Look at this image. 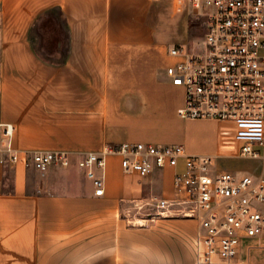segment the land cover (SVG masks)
<instances>
[{
  "label": "crops",
  "instance_id": "0c3cea01",
  "mask_svg": "<svg viewBox=\"0 0 264 264\" xmlns=\"http://www.w3.org/2000/svg\"><path fill=\"white\" fill-rule=\"evenodd\" d=\"M2 1L0 122L15 126L18 151H66L72 165L44 174L20 163L0 169V264H196L198 220L164 216L150 228L129 226L122 208L137 190L136 174L110 157L105 193L96 196L77 161L126 142L236 155L261 133L260 125L180 114L185 90L167 68L181 57L170 49L191 44V18L203 16L191 0ZM162 172L161 197H170L174 168L145 179L157 186ZM233 259L264 264V239H243Z\"/></svg>",
  "mask_w": 264,
  "mask_h": 264
},
{
  "label": "built area",
  "instance_id": "2783aa9c",
  "mask_svg": "<svg viewBox=\"0 0 264 264\" xmlns=\"http://www.w3.org/2000/svg\"><path fill=\"white\" fill-rule=\"evenodd\" d=\"M191 2L205 18V48L195 53L181 46L170 49L171 55L181 57L167 68L172 84L185 90L180 114L185 119L260 125L261 133L245 139L236 155L264 159V0ZM4 25L0 0V38ZM14 133L13 124L0 122V169L20 163L44 174L51 165H72L66 151H18ZM112 156L119 158L125 173L142 178L157 169H175L172 195L144 205L158 215L199 221L196 264H239L233 258L241 241L264 239V176L215 169L213 156L189 154L183 145L107 144L77 161L96 196L105 193V170ZM144 205L136 204L140 209Z\"/></svg>",
  "mask_w": 264,
  "mask_h": 264
},
{
  "label": "rangeland",
  "instance_id": "374dc122",
  "mask_svg": "<svg viewBox=\"0 0 264 264\" xmlns=\"http://www.w3.org/2000/svg\"><path fill=\"white\" fill-rule=\"evenodd\" d=\"M42 22V21H41ZM39 26L35 27L38 29ZM47 27L45 28V30ZM50 29V28H49ZM48 31V30H47ZM41 40L45 39L44 33L40 30L38 31ZM204 34H205V22L203 17H193L191 18V27H190V43L184 42L182 44V48L185 52H201L205 48L204 42ZM227 126H236V123H227ZM233 124V125H232ZM228 143L231 144V139L228 138ZM241 137V141H242ZM226 141V142H227ZM207 147L209 148V144L206 143ZM231 151L234 152L235 147L231 146ZM216 164L215 169L227 170L237 174H250L254 176H264V159L260 158H250V157H239L234 154L231 155H220L215 158ZM136 174V173H135ZM137 178L130 182L134 188L137 190L132 195L128 196L131 200L127 201L125 206L122 208V216L126 219L127 225L129 226H137L141 228H150L152 225L155 224L153 219L164 218L166 215H158L154 208L150 207L149 205H144L146 202H150L161 197V189L165 186L167 181L166 173L162 172L156 180V184L160 190H158L157 186L154 185L152 182L148 181V179L139 177L136 174ZM142 200L140 205H144L142 209L136 206V201ZM131 202V204H130ZM127 205V206H126ZM147 219L148 221L145 222L144 225H140L137 223L138 219ZM167 218H183L178 216H167ZM144 223V222H143Z\"/></svg>",
  "mask_w": 264,
  "mask_h": 264
},
{
  "label": "bare ground",
  "instance_id": "6f19581e",
  "mask_svg": "<svg viewBox=\"0 0 264 264\" xmlns=\"http://www.w3.org/2000/svg\"><path fill=\"white\" fill-rule=\"evenodd\" d=\"M143 220H144V219H140L139 222L142 223V222H144Z\"/></svg>",
  "mask_w": 264,
  "mask_h": 264
}]
</instances>
